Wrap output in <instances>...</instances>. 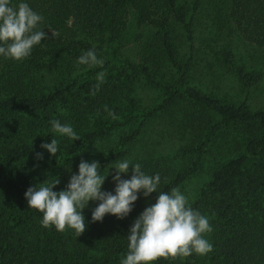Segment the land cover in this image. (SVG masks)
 Masks as SVG:
<instances>
[{
    "label": "trees",
    "instance_id": "1",
    "mask_svg": "<svg viewBox=\"0 0 264 264\" xmlns=\"http://www.w3.org/2000/svg\"><path fill=\"white\" fill-rule=\"evenodd\" d=\"M19 2L12 0L13 5ZM25 2L44 17L40 27L49 39L34 46L23 61L0 56V264H120L127 252L130 227L144 208L155 202L157 193L147 198L139 193L133 210L123 219L108 215L93 222L94 208L89 202L83 210L87 228L79 236L71 229L59 232L55 227H42V213L27 206L24 193L54 177L60 183L53 190L64 189L71 169L82 159L98 161L101 167L118 163L126 147L144 135L148 124L178 101H188L210 117L201 138L180 148L191 157L188 164L166 173L158 191H170L195 174L217 133L244 134L242 150L210 171L190 205L199 211L202 204L207 205L217 226L211 235L213 251L205 255L204 264H264V109L252 110L244 99L222 100L190 82L196 59L214 51L211 37H235L264 51V0ZM129 15L136 28L152 29V50L158 59L152 57L150 64L132 61L123 53L122 32ZM203 17L213 33L196 37L195 22ZM177 28L185 54L175 43ZM49 29L58 31L59 37L52 38ZM92 48L104 60L102 68L78 65L79 71L62 85L42 87V80L55 77L62 63L73 62ZM214 54L244 89L260 81L261 73L239 64L229 44L218 46ZM154 67L164 69L166 78L156 79ZM100 71L106 72L105 82L93 96L90 93ZM139 80L160 92L146 107H139L133 94ZM55 105L66 107L67 113H56ZM105 106L119 118L112 119ZM53 119L70 124L80 139L72 141L54 133ZM117 131L108 152L90 150L94 142ZM53 138L59 145L55 157L41 147ZM37 153L43 158L37 159ZM195 260L196 254H192L159 259L154 264H195Z\"/></svg>",
    "mask_w": 264,
    "mask_h": 264
},
{
    "label": "clouds",
    "instance_id": "2",
    "mask_svg": "<svg viewBox=\"0 0 264 264\" xmlns=\"http://www.w3.org/2000/svg\"><path fill=\"white\" fill-rule=\"evenodd\" d=\"M43 23L44 17L25 0H20L16 5L12 4V0H0V56L18 62L29 57L34 46L49 39L40 27ZM49 31L52 38L60 35L56 30ZM76 63L89 68H102L104 60L92 48L83 52ZM105 77V71L97 73V83L93 85L91 95L99 91ZM104 110L112 119L119 118L107 106ZM50 123L54 133L72 141L80 139L70 124L61 123L58 119ZM41 147L53 157L59 151L55 138ZM42 158V153H37V159ZM130 166L131 177L122 179L121 174H127ZM109 168L115 170L112 176L114 194L101 190L109 175ZM103 170L98 161L87 162L82 159L77 173L70 176L64 189L53 190L60 183L57 177L40 183L38 187H29L24 193L27 206L42 213V227H55L59 232L71 229L79 236L87 228L83 210L90 201L99 202L92 210L91 220L100 222L105 215H113L118 219L127 217L139 193L142 192L145 198L157 193L155 202L145 207L130 227L127 252L120 264H154L159 259L187 258L192 254L204 256L213 251V245L207 238L213 231L209 217L194 209L179 187L158 191L160 174L148 175L139 163H132L130 159L107 167L106 172Z\"/></svg>",
    "mask_w": 264,
    "mask_h": 264
},
{
    "label": "rangeland",
    "instance_id": "3",
    "mask_svg": "<svg viewBox=\"0 0 264 264\" xmlns=\"http://www.w3.org/2000/svg\"><path fill=\"white\" fill-rule=\"evenodd\" d=\"M207 17L198 19L195 22L194 30L196 37L202 33H213V28L207 24L205 20ZM178 35L175 41L177 48L181 53H186V46L183 42L180 30L174 32ZM214 39V51L209 54L201 55L196 59L190 74V82L194 86L200 88L202 91L216 96L225 101L238 102L246 100L249 107L254 109H264V51L261 48L250 46L235 37H211ZM199 40V38H196ZM122 43L124 55L132 61H143L150 64L151 58H157L154 55L152 46L154 44L153 32L149 27L138 29L135 27L131 16H128L126 25L122 32ZM229 44L234 52L235 58L239 64H242L246 70H253L261 73L260 81L250 87L244 89L233 76L232 71L224 64H222L214 52L218 50V46ZM100 57V56H99ZM157 67H161L155 59L152 60ZM77 60L73 62L62 63V67L57 68L54 72L55 77L46 76L42 80L43 88L51 89L52 87L62 85L63 82L68 81L77 69ZM154 67L153 73L156 79L166 78L164 69ZM160 69V70H159ZM133 94L139 107H146L155 102L160 92L157 88L149 86L144 81L139 80L134 84ZM33 89H37L34 87ZM53 109L56 113L62 115L67 113V108L61 105H55ZM54 115V114H52ZM87 114H83L82 117ZM89 116V115H87ZM79 117V115H78ZM210 114L196 105L190 104L188 101H178L171 105V107L163 113L159 118L152 121L146 127V131L138 142L129 144L126 147L125 155L122 160L130 159L132 163H139L142 170L148 175L160 174L164 178L166 173H171L174 170L181 168L188 164L190 156L182 154L180 148L189 146L197 142L204 131V124L209 119ZM81 118V117H79ZM113 133L109 138L94 142L90 150L97 153L108 152L115 141L116 134ZM244 134L233 131L231 134L224 132L217 133L214 136L204 153L201 164L197 172L187 178L178 187L188 197L189 204L193 203L197 198L198 189L209 178L210 171L223 162L227 158L235 156L242 150ZM121 161V160H120ZM119 162V161H118ZM115 165V164H114ZM113 166V165H112ZM111 167V166H107ZM107 167H101L103 171H107ZM78 165L71 169L70 175L77 173ZM109 175L106 177L102 185V191L113 192L115 182L112 176L115 170L108 169ZM131 166L127 174H121L122 179H129L131 177ZM93 208L97 206L98 201H90ZM201 213L207 215L210 219V224L213 231L207 235L211 243V235L216 232L217 226L214 216L208 211V206L202 204ZM105 215L103 219H106ZM205 255H196L195 264H204Z\"/></svg>",
    "mask_w": 264,
    "mask_h": 264
}]
</instances>
